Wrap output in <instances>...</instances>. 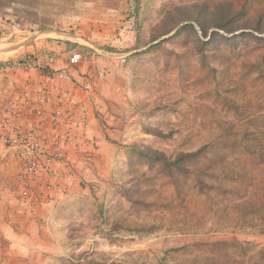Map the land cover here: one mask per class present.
I'll use <instances>...</instances> for the list:
<instances>
[{"label": "rangeland", "instance_id": "obj_1", "mask_svg": "<svg viewBox=\"0 0 264 264\" xmlns=\"http://www.w3.org/2000/svg\"><path fill=\"white\" fill-rule=\"evenodd\" d=\"M0 194L55 264H264V0H0Z\"/></svg>", "mask_w": 264, "mask_h": 264}, {"label": "crops", "instance_id": "obj_2", "mask_svg": "<svg viewBox=\"0 0 264 264\" xmlns=\"http://www.w3.org/2000/svg\"><path fill=\"white\" fill-rule=\"evenodd\" d=\"M7 210L0 198V264H55L67 234L66 221L61 224L63 233L56 232L48 225L52 217H13Z\"/></svg>", "mask_w": 264, "mask_h": 264}, {"label": "trees", "instance_id": "obj_3", "mask_svg": "<svg viewBox=\"0 0 264 264\" xmlns=\"http://www.w3.org/2000/svg\"><path fill=\"white\" fill-rule=\"evenodd\" d=\"M199 8V7H197ZM219 14L222 13L221 10L218 11ZM240 12L238 11H234L232 8L228 9V11L223 15V16H213L211 18L209 17H202L205 21L200 22L197 20L195 15H191V17H189L187 20H192L195 21L198 25V27L200 28V30L202 31V34L204 37L208 36V27L206 25L207 22H211L213 27L219 30H223V31H228V26L230 24V22L237 16L239 15ZM185 28H192L194 29L193 25L187 24L185 26H183L181 28V30L185 29ZM217 33H212L211 34V38L209 41H211V43L213 42H217ZM206 150V147H202L201 149H199L196 152H192V153H184L181 154L180 156H178L175 160H170L167 156L165 155H161V154H150L148 152H143L142 154L145 155L146 157L149 156L152 158L153 161L156 162H162L163 165L168 168V169H172V168H176L179 170H185V167L182 165L183 162L187 159H194L197 157H200Z\"/></svg>", "mask_w": 264, "mask_h": 264}, {"label": "built area", "instance_id": "obj_4", "mask_svg": "<svg viewBox=\"0 0 264 264\" xmlns=\"http://www.w3.org/2000/svg\"><path fill=\"white\" fill-rule=\"evenodd\" d=\"M79 60H80V55L74 54V55L70 58V63L74 65V64H76Z\"/></svg>", "mask_w": 264, "mask_h": 264}, {"label": "water", "instance_id": "obj_5", "mask_svg": "<svg viewBox=\"0 0 264 264\" xmlns=\"http://www.w3.org/2000/svg\"><path fill=\"white\" fill-rule=\"evenodd\" d=\"M199 32L201 33V31L199 30ZM29 41H31V40H29ZM28 41V42H29ZM28 42H26V43H28ZM13 49H15V48H11V49H6V50H4V53H7V52H9V51H13Z\"/></svg>", "mask_w": 264, "mask_h": 264}]
</instances>
